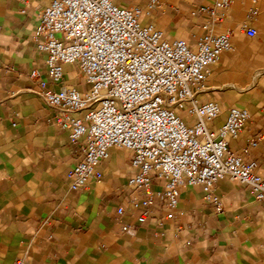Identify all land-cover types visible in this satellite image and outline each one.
<instances>
[{"label": "crops", "instance_id": "0c3cea01", "mask_svg": "<svg viewBox=\"0 0 264 264\" xmlns=\"http://www.w3.org/2000/svg\"><path fill=\"white\" fill-rule=\"evenodd\" d=\"M209 1L158 0L150 19L169 38L194 46L207 30L193 12ZM50 2L0 0V264H14L20 256L26 264H264V202L239 182L216 184L220 211L205 201L199 185L182 186L177 213L168 219L167 201L157 196L165 182L154 177L148 189L152 203L140 202L119 218L135 170L131 153L113 148L97 167L99 177L82 190L70 189L67 177L83 158L82 143H72L69 132L53 122L30 77L37 69L50 89L61 87L51 82L47 53L37 47L44 41L36 36L39 17ZM252 7L258 9L250 22L257 35L248 37L240 27ZM213 30L231 33L234 48L211 68L202 99L223 106L213 127L232 106L249 110L246 128L230 147L264 173V0H236L227 20ZM259 35L257 49L245 46V38ZM73 66H65L64 83L85 90L83 75ZM250 139L258 145L251 147ZM136 195L143 199V190Z\"/></svg>", "mask_w": 264, "mask_h": 264}, {"label": "built area", "instance_id": "2783aa9c", "mask_svg": "<svg viewBox=\"0 0 264 264\" xmlns=\"http://www.w3.org/2000/svg\"><path fill=\"white\" fill-rule=\"evenodd\" d=\"M235 1L210 0L194 10L204 19L207 33L192 46L185 39L169 38L150 19L158 0L146 5L51 0L39 17L36 36L44 41L37 47L47 53L51 82L61 87L50 89L37 69L30 77L41 88L53 122L69 132L72 143H82L83 158L67 177L70 189L82 190L99 177L98 165L116 148L131 153L135 170L128 177L132 192L118 209L119 218L140 202L152 203L154 195L148 189L154 177L165 182L157 196L167 201L168 219L177 213L184 185H199L205 201L218 211L222 198L216 184L224 179L246 185L257 201L264 202V173L230 147L246 128L249 110L232 106L225 121L213 127L223 106L202 99L211 68L234 48L231 33L213 29L227 20ZM257 15L252 7L240 27L242 34L257 35L250 23ZM67 65L81 71L85 90L64 83ZM249 145L256 147L258 139H250ZM140 189L143 199L136 195ZM14 264H26V257Z\"/></svg>", "mask_w": 264, "mask_h": 264}, {"label": "rangeland", "instance_id": "374dc122", "mask_svg": "<svg viewBox=\"0 0 264 264\" xmlns=\"http://www.w3.org/2000/svg\"><path fill=\"white\" fill-rule=\"evenodd\" d=\"M116 2L117 3H119L120 1L119 0H116ZM132 4H134V3H132ZM132 4H130V5H132ZM135 4H140V3H135ZM128 5V4H127ZM141 5H143V4H141ZM260 36L261 35H259L257 38H255V39H249V38H245V46L246 47H249V48H252V49H257L258 47H259V45H260ZM74 70L75 69H78V67L76 66V65H74L73 67H72ZM82 76V75H81ZM87 88V87H86Z\"/></svg>", "mask_w": 264, "mask_h": 264}]
</instances>
